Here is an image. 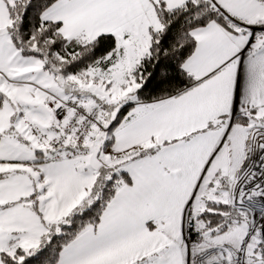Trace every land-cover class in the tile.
Listing matches in <instances>:
<instances>
[{"label": "snow or ice", "instance_id": "obj_1", "mask_svg": "<svg viewBox=\"0 0 264 264\" xmlns=\"http://www.w3.org/2000/svg\"><path fill=\"white\" fill-rule=\"evenodd\" d=\"M0 264H264V0H0Z\"/></svg>", "mask_w": 264, "mask_h": 264}]
</instances>
